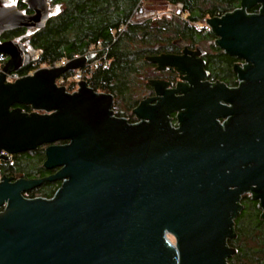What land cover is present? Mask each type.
<instances>
[{
	"label": "water",
	"instance_id": "water-1",
	"mask_svg": "<svg viewBox=\"0 0 264 264\" xmlns=\"http://www.w3.org/2000/svg\"><path fill=\"white\" fill-rule=\"evenodd\" d=\"M26 5L32 14L0 7V161L46 146L54 173L2 177L0 264H228L244 195L264 218V0L206 20L216 45L244 63L234 66L238 87L209 82L202 48L179 43L180 55L147 58L180 79L149 82L154 96L133 110L136 124L86 81L74 93L57 85L93 55L6 83L37 53L3 35L42 30L57 13L47 0ZM48 182H61L53 199L24 196Z\"/></svg>",
	"mask_w": 264,
	"mask_h": 264
},
{
	"label": "trees",
	"instance_id": "trees-1",
	"mask_svg": "<svg viewBox=\"0 0 264 264\" xmlns=\"http://www.w3.org/2000/svg\"><path fill=\"white\" fill-rule=\"evenodd\" d=\"M160 3L182 5L181 14L170 18L135 20L136 14L145 12L146 4L154 6ZM54 5H59L60 10L49 19L44 29L30 36L23 29L4 34L6 40L22 38L28 41L37 53L19 74L54 67L65 59L93 55L83 69L67 72L57 80V85L72 93L76 89L75 76L79 75L96 93L112 95L114 115L127 119L131 124L135 122L133 110L151 90V72H157V66L147 58L180 55L179 43L187 44L191 50L202 48L209 82L224 83L229 87L237 85L234 66L241 61L216 45L217 37L204 22L239 8L240 0H55ZM18 7L25 13H31L23 0L18 1ZM257 11L258 7H255L251 13ZM132 17L133 21L128 23ZM6 61L0 55V62ZM175 72L173 69L158 72L161 73L159 79L175 81ZM69 78L73 79L70 83ZM14 108H21L25 113L33 111L30 106L15 105ZM45 147L13 156L11 161L2 164L3 174L24 179L50 176L54 171L44 168ZM60 186L61 182H48L24 196L50 199ZM241 205L243 209L234 221L236 236L228 240V246L236 253L227 263L264 264V218L260 202L254 195L246 194Z\"/></svg>",
	"mask_w": 264,
	"mask_h": 264
},
{
	"label": "built area",
	"instance_id": "built-area-1",
	"mask_svg": "<svg viewBox=\"0 0 264 264\" xmlns=\"http://www.w3.org/2000/svg\"><path fill=\"white\" fill-rule=\"evenodd\" d=\"M177 6H178L179 8H182V5H177ZM259 10H260V9L258 8V11H257L256 13H252V14H257V13H259ZM135 13H136V11H135ZM250 13H251V11H250ZM168 17H169V16H167V18H168ZM152 18H153L152 16L150 17V16H148V15H144V16L142 15V16L138 17L137 19H140L141 21H143V20L152 19ZM132 21H133V17L130 19V21H129L128 23H131ZM69 61H70V60L65 59V60L61 61L59 64L55 65L54 67H48L47 69H52V68H55V67H62V66H65ZM240 63H241V66L244 65L243 62H240ZM4 65H5V63L0 62V74H1V72H2V69H3ZM43 68H46V67H43ZM43 68H40V69H43ZM40 69L34 70V71H32V72H30V73H28V74H26V75H21V74H19V72H14V73H12V74L6 76V83H12V84H13V83L16 82L17 79H22V78L27 77V76H32L36 71H38V70H40ZM75 81H76V89H75L74 92H77V90H78V88H79V87H78V83L81 82V81H84V80H81V79H80V76H79V75H76V76H75ZM239 84H240V82L237 81V85H236L235 87H238ZM87 85H88V84H87ZM89 87H90V86H89ZM74 92H73V93H74ZM32 112H33V111H32ZM177 116H178V113L172 115V120H171V125H172V127L175 128V129H178L179 126H180V124H179L178 121H177ZM228 119H229V118H226V119L220 120L219 122H220L221 125H224L225 122L228 121ZM136 123H139V121L135 119V122L132 123V124H136ZM12 158H13V156H9V158H8L7 160L0 161V182H1V180H2V177L5 176V175L3 174L2 164H3L4 162L11 161ZM59 188H60V187H59ZM59 188L57 189V191L55 192V194L58 192ZM55 194H54V196H55ZM54 196H53L52 198H50V199H47V200H51V199H53ZM36 198H42V197H39V196H38V197H34V198H32V199H36ZM29 199H30V198H29ZM43 199H46V198H43ZM6 206H7V204H6L2 209H0V213H2V212L4 211V209L6 208Z\"/></svg>",
	"mask_w": 264,
	"mask_h": 264
},
{
	"label": "rangeland",
	"instance_id": "rangeland-1",
	"mask_svg": "<svg viewBox=\"0 0 264 264\" xmlns=\"http://www.w3.org/2000/svg\"><path fill=\"white\" fill-rule=\"evenodd\" d=\"M4 1H6V0H0V4L3 5V6H6V5H18L17 3H18L19 0H7V2H4ZM47 1L50 4L51 8L55 7V5H54V1L55 0H47ZM23 2L26 3L27 0H23ZM145 6H146V9H148V10H146L144 8L145 12L142 15L143 16L144 15H148L150 17L152 16L154 19L155 18L167 17V16H169L168 18H170L171 16L178 15V13L182 10V8H179L178 6H174V5L166 4V3H162V4L160 3L159 5H154V6H152V5L150 6V5L146 4ZM23 12L25 13V11H23ZM142 15L136 14L135 20L139 21L140 19H137V18L142 16ZM204 25L206 26V21L204 22ZM202 26H199V28L202 27ZM19 40H21L20 42L26 44L25 41L22 38L17 39L16 41H19ZM150 77H151L150 81L151 80H155V79L160 80L159 78L161 77V73H158V72H156V70H153L151 72ZM69 79L70 80H69L68 83L73 81L72 78H69ZM146 96L147 95H145V97ZM247 195H249L250 197L252 196L251 194H247Z\"/></svg>",
	"mask_w": 264,
	"mask_h": 264
},
{
	"label": "flooded vegetation",
	"instance_id": "flooded-vegetation-1",
	"mask_svg": "<svg viewBox=\"0 0 264 264\" xmlns=\"http://www.w3.org/2000/svg\"><path fill=\"white\" fill-rule=\"evenodd\" d=\"M18 4V3H17ZM1 6H3V5H1L0 4V7ZM18 6V5H17ZM58 6V7H57ZM55 7H57V12H59V10H60V6L59 5H55ZM28 14V13H27ZM29 14H32V12L31 13H29ZM26 31V35H28V36H30V35H32L35 31H27V30H25ZM2 41H6V39L4 38V35H3V37H2ZM19 41H21V40H19ZM25 43H26V45H27V48L29 49V50H31V51H33V52H35L33 49H32V47L30 46V44H29V42L28 41H25ZM5 57V56H4ZM33 57V56H32ZM204 57H205V53H203V55H202V58L204 59ZM6 58V57H5ZM34 58V57H33ZM7 59V58H6ZM29 66V65H28ZM169 69H167L166 71H163V72H167ZM176 74H175V76H176V79H175V81H172V80H166L167 82H173V83H176V82H178L179 81V79H180V76H179V74L177 73V72H175ZM154 96V94H153V88L151 87V90L149 91V93H147V96L144 98V99H146V98H148V97H153ZM143 99V100H144ZM142 100V101H143Z\"/></svg>",
	"mask_w": 264,
	"mask_h": 264
}]
</instances>
